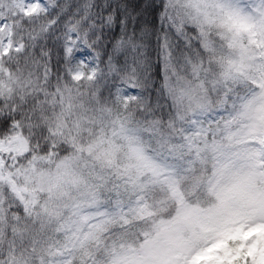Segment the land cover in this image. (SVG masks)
<instances>
[{
	"label": "snow or ice",
	"instance_id": "1",
	"mask_svg": "<svg viewBox=\"0 0 264 264\" xmlns=\"http://www.w3.org/2000/svg\"><path fill=\"white\" fill-rule=\"evenodd\" d=\"M0 0V264H264V0Z\"/></svg>",
	"mask_w": 264,
	"mask_h": 264
},
{
	"label": "trees",
	"instance_id": "2",
	"mask_svg": "<svg viewBox=\"0 0 264 264\" xmlns=\"http://www.w3.org/2000/svg\"><path fill=\"white\" fill-rule=\"evenodd\" d=\"M137 3L142 5L143 14L152 19L153 22H158V0H137Z\"/></svg>",
	"mask_w": 264,
	"mask_h": 264
}]
</instances>
